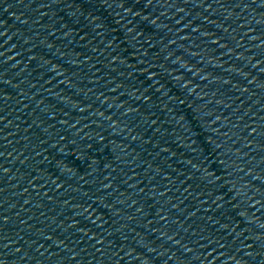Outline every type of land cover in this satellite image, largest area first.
Masks as SVG:
<instances>
[{"label": "water", "instance_id": "1", "mask_svg": "<svg viewBox=\"0 0 264 264\" xmlns=\"http://www.w3.org/2000/svg\"><path fill=\"white\" fill-rule=\"evenodd\" d=\"M148 0H0V188Z\"/></svg>", "mask_w": 264, "mask_h": 264}]
</instances>
